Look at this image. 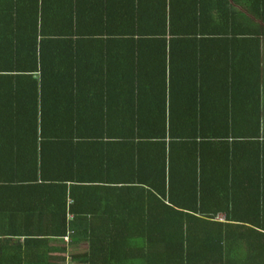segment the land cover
<instances>
[{"label":"trees","instance_id":"16d2710c","mask_svg":"<svg viewBox=\"0 0 264 264\" xmlns=\"http://www.w3.org/2000/svg\"><path fill=\"white\" fill-rule=\"evenodd\" d=\"M263 39L264 0H0V264H264Z\"/></svg>","mask_w":264,"mask_h":264},{"label":"crops","instance_id":"0c3cea01","mask_svg":"<svg viewBox=\"0 0 264 264\" xmlns=\"http://www.w3.org/2000/svg\"><path fill=\"white\" fill-rule=\"evenodd\" d=\"M261 86L262 88H264V39L261 40ZM62 99H67L66 95H62L61 96ZM261 111H262V115H261V125L262 127L264 126V94L262 95V101H261ZM221 219L223 218V216H219Z\"/></svg>","mask_w":264,"mask_h":264}]
</instances>
